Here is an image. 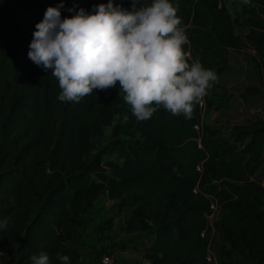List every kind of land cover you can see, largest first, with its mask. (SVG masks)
<instances>
[{
    "label": "trees",
    "instance_id": "trees-1",
    "mask_svg": "<svg viewBox=\"0 0 264 264\" xmlns=\"http://www.w3.org/2000/svg\"><path fill=\"white\" fill-rule=\"evenodd\" d=\"M58 2L0 0V219L10 218L0 229V264H32L31 256L41 252L51 264H60L57 252L78 264L75 242L100 194L117 199L125 214L122 230L144 242L117 246L140 251L150 264H212L209 235L201 234L211 199L219 204L215 231L225 257L264 264V117L228 135L202 123L205 104H196L189 119L161 106L137 120L118 81L78 102L59 101L51 69L27 55L35 23ZM100 2L64 0L86 11ZM172 2L189 38L183 45L189 62L199 60L218 74L232 52L249 45L259 72L240 97L264 92V0H245L234 18L223 0ZM113 3L130 8L132 0ZM66 7L62 16L71 15ZM234 21L246 27L243 39ZM105 127L108 142L90 155ZM104 153L115 159L103 160ZM111 227L112 218L99 223V237Z\"/></svg>",
    "mask_w": 264,
    "mask_h": 264
},
{
    "label": "clouds",
    "instance_id": "clouds-1",
    "mask_svg": "<svg viewBox=\"0 0 264 264\" xmlns=\"http://www.w3.org/2000/svg\"><path fill=\"white\" fill-rule=\"evenodd\" d=\"M64 0L46 7L35 23L27 55L57 78L62 102H78L96 89L116 87L137 120H147L159 107L191 118L196 104L218 75L199 60L189 62L183 45L189 38L172 0H132L123 8L113 0L86 11ZM128 116H124L127 120ZM10 218L0 219L4 229ZM60 264L70 256L56 253ZM32 264H51L49 255L31 256Z\"/></svg>",
    "mask_w": 264,
    "mask_h": 264
},
{
    "label": "rangeland",
    "instance_id": "rangeland-1",
    "mask_svg": "<svg viewBox=\"0 0 264 264\" xmlns=\"http://www.w3.org/2000/svg\"><path fill=\"white\" fill-rule=\"evenodd\" d=\"M223 2L227 5L232 18L235 17V12L245 5V0H223ZM234 31L243 39L247 29L244 25L234 21ZM254 54V50L249 45L240 48L238 53L232 52L230 54L225 63V69L221 73L217 74L219 77L218 82L214 83L213 87L208 90L206 99L203 101V104H205V107L202 111L204 125L213 127L215 126L219 133L228 135L233 132L236 126L243 125L244 123L252 120L254 117H264V92L254 95L253 97L247 99V101L242 100L240 97V93L244 90V88L256 84V76L259 72V66L253 60ZM120 94L123 103L126 104L127 102H125L123 99L124 93L120 91ZM222 96L223 98L228 97L227 106L222 105ZM206 101L209 102L208 106ZM109 135L110 128L105 127L104 135L94 140V148L90 150L89 154L93 155L96 151H100L102 147L108 142ZM102 159H115V154L104 153L102 155ZM106 201V199L104 201L99 199V203H101L103 206V210L96 218L91 216V212L89 210L85 216L86 220L88 222L90 221L93 225H98L108 218H118L114 224V238L117 240L119 239L120 243H126L130 241L136 242L137 239L135 240L133 237L128 239L124 235H118L121 228V226H119V216L122 215L118 213V210H116V213H114L112 211L114 209V205L111 204V206H107V204H105ZM103 234L104 233H102V235ZM99 236L100 233L97 237L98 240L102 238ZM141 241L144 243L143 239H141ZM207 242L208 250L214 256V262L212 264H237L243 261V259L236 254H232L230 258L225 257V248L221 246L222 242L216 231L209 234ZM111 244L115 245L116 242L113 241ZM107 250L105 249L104 251ZM121 250L129 251L131 248H121ZM104 251L100 250V254ZM98 259L96 260L97 263L101 264L100 259Z\"/></svg>",
    "mask_w": 264,
    "mask_h": 264
},
{
    "label": "crops",
    "instance_id": "crops-1",
    "mask_svg": "<svg viewBox=\"0 0 264 264\" xmlns=\"http://www.w3.org/2000/svg\"><path fill=\"white\" fill-rule=\"evenodd\" d=\"M219 80V77H218ZM201 121L203 123V115L201 117ZM213 127V126H210ZM215 127V126H214ZM216 128V127H215ZM99 199L104 201L105 199L107 200L105 204H107V206H111L114 205V209L112 210L114 213H116L117 207H116V203H117V199H111L109 198L106 194H100L97 199L94 202L93 207L90 209L91 212V216H94V218H96L101 211L103 210V206L101 205V203H99ZM89 212V214H90ZM119 213V212H118ZM122 216H119L120 218V231L118 233L119 236H125L126 238L130 239V238H134L136 240V242H139L141 240V238L136 237V233L135 235L133 234H127L124 233V231L122 230V225L124 222V218H125V214L124 213H119ZM118 218H112V227L110 230H107L104 232L103 237L101 239H97L98 235H99V231L96 227L97 224H92L90 221H87V225L84 231H82V233L80 234V236L77 238L76 240V244H78L80 246V250H81V255H80V259L78 261V264H99L97 263V259L100 256V250L104 251L105 249H110L112 250L113 254H114V264H136L141 258H142V253L136 249H131L129 251L127 250H121L116 244L120 243L119 239L117 240L116 238H114V224L115 221ZM113 241L116 242V244H111ZM146 242V241H145ZM135 243V242H133ZM109 244H111L110 246H108ZM146 245L148 244V242L145 243ZM99 260V259H98Z\"/></svg>",
    "mask_w": 264,
    "mask_h": 264
},
{
    "label": "built area",
    "instance_id": "built-area-1",
    "mask_svg": "<svg viewBox=\"0 0 264 264\" xmlns=\"http://www.w3.org/2000/svg\"><path fill=\"white\" fill-rule=\"evenodd\" d=\"M202 106H204L203 102L200 103ZM198 128V127H196ZM200 138V137H199ZM198 138V143H200V139ZM200 146V145H199ZM219 216V204L216 199H211L209 203V211L206 214V226L205 228L201 231L202 235L205 234H210L215 232V224ZM124 224V222H123ZM100 263L101 264H114V255L113 252L110 250L101 252L100 254ZM206 259L210 262H214V256L211 254V252L207 248V253H206ZM137 264H150V261L142 257Z\"/></svg>",
    "mask_w": 264,
    "mask_h": 264
}]
</instances>
